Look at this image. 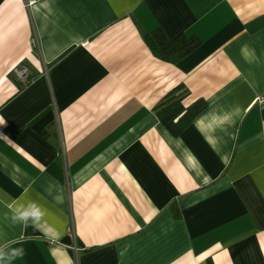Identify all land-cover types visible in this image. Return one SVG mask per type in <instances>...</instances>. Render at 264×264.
<instances>
[{"label":"crops","instance_id":"crops-1","mask_svg":"<svg viewBox=\"0 0 264 264\" xmlns=\"http://www.w3.org/2000/svg\"><path fill=\"white\" fill-rule=\"evenodd\" d=\"M263 94L264 0H0V264H264Z\"/></svg>","mask_w":264,"mask_h":264},{"label":"trees","instance_id":"trees-1","mask_svg":"<svg viewBox=\"0 0 264 264\" xmlns=\"http://www.w3.org/2000/svg\"><path fill=\"white\" fill-rule=\"evenodd\" d=\"M144 40L150 50L159 58L170 61L177 62L181 58L192 52L199 44L200 40L196 36H186L185 34H180L179 36L169 39L163 32L161 28L152 30L144 35ZM181 95H175L169 93L164 97V99L155 106V112L158 117H163L168 114L173 108L179 103ZM205 107V102L203 100H198L192 105H190L183 115L180 117V121L183 124L190 123L193 118ZM175 214L178 216L179 212L174 208ZM26 235H37L38 230H36L28 221L25 225ZM64 242L70 243L69 237L63 239Z\"/></svg>","mask_w":264,"mask_h":264},{"label":"clouds","instance_id":"clouds-1","mask_svg":"<svg viewBox=\"0 0 264 264\" xmlns=\"http://www.w3.org/2000/svg\"><path fill=\"white\" fill-rule=\"evenodd\" d=\"M9 208L12 210L11 219L14 223L16 222H24L27 223L29 220L34 222H39L44 216V211L41 206L36 202H29L26 205H20L17 207H13L9 205ZM23 249L15 250L16 254H23ZM2 255V253H0Z\"/></svg>","mask_w":264,"mask_h":264},{"label":"built area","instance_id":"built-area-1","mask_svg":"<svg viewBox=\"0 0 264 264\" xmlns=\"http://www.w3.org/2000/svg\"><path fill=\"white\" fill-rule=\"evenodd\" d=\"M13 71L21 83L27 82L28 73H27V68L25 66H15L13 68ZM256 101L259 103H263L264 102V94L259 96ZM70 237H72L74 239L73 235H70Z\"/></svg>","mask_w":264,"mask_h":264}]
</instances>
